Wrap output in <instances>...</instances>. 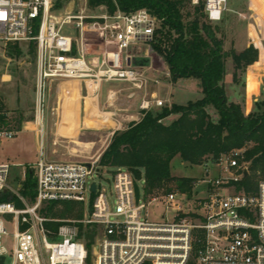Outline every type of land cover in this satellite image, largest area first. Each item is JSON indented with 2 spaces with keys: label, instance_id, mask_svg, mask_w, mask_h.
Instances as JSON below:
<instances>
[{
  "label": "built area",
  "instance_id": "obj_1",
  "mask_svg": "<svg viewBox=\"0 0 264 264\" xmlns=\"http://www.w3.org/2000/svg\"><path fill=\"white\" fill-rule=\"evenodd\" d=\"M58 1L0 0V44L7 48L26 42L36 47L32 123L41 147L54 83L79 84L85 97L92 99L99 97L103 84L124 83L132 91L129 100L145 92L139 103L142 113L168 104L158 93H148L150 85L160 86V79L148 75L152 68L138 64L142 56H150L161 20L146 9L131 13L90 9L88 0L78 12L62 14ZM199 2L192 0L193 5ZM227 12L228 0H205L210 22H220ZM124 90L108 91L106 111L119 102ZM15 135L2 131L0 140ZM243 158L242 151L222 156L215 163L222 171L195 181L192 198L173 188L146 200L142 191L138 196L134 176L125 168L112 173L109 189L98 162H51L42 152L34 164L33 204L9 185L12 165L0 164V195L10 193L12 198L0 202V258L3 264L8 260L9 264H264V180L255 193L236 190L249 174L240 164ZM201 185L204 197L196 191ZM55 202L85 203L88 215L82 220L43 216V205ZM152 204L164 208L161 221L144 214ZM168 213L174 215L168 218ZM51 224L59 226L53 229ZM8 225L14 226L13 233ZM88 234L95 235L93 244L86 239Z\"/></svg>",
  "mask_w": 264,
  "mask_h": 264
},
{
  "label": "trees",
  "instance_id": "obj_2",
  "mask_svg": "<svg viewBox=\"0 0 264 264\" xmlns=\"http://www.w3.org/2000/svg\"><path fill=\"white\" fill-rule=\"evenodd\" d=\"M67 0H59L57 8ZM229 3V0H228ZM90 9L105 7L110 13L117 9L131 13L146 9L161 20L152 49L169 69L173 83L180 79L196 78L202 82L203 96L185 105H165L142 113L139 121L116 131L98 161V167L113 173L118 168L130 171L135 179L138 196L141 191L147 200L164 191L177 188L192 198L194 182L189 177H174L171 164L176 157L191 167L208 166L233 151H242L249 174L237 184V191L255 193L257 171H264V91L246 113V98L230 100L225 78L227 63L234 65L233 83L245 87L244 77L250 66L259 70L260 47L250 45L243 51L225 49V15L218 23L208 20L205 0L193 5L192 0H88ZM7 56L19 60L24 56L19 44L7 46ZM36 52L31 43L28 54ZM177 115L171 123L164 121ZM26 121L22 114L9 117L0 98V132L22 131ZM19 192L31 201L36 197L34 171L28 169ZM174 183V187H169ZM141 184V185H140ZM10 193L0 195V202L11 201ZM53 229L58 224L49 225ZM88 248L91 249L88 244Z\"/></svg>",
  "mask_w": 264,
  "mask_h": 264
},
{
  "label": "rangeland",
  "instance_id": "obj_3",
  "mask_svg": "<svg viewBox=\"0 0 264 264\" xmlns=\"http://www.w3.org/2000/svg\"><path fill=\"white\" fill-rule=\"evenodd\" d=\"M85 0H67L63 4L62 14L66 11L78 12L84 6ZM228 8L230 12L225 15L226 23L224 25L226 30L225 35V49L230 51L234 48L238 53L243 51L246 47L255 44L260 47L259 53H262L261 64L262 68L256 71L264 70V0H229ZM254 41V42H253ZM20 49L24 52V56L15 60L7 56V48L0 44V98L3 103V109L9 115V117H17L22 114L26 121L22 125L32 122L36 113V66L35 62L31 60L28 49V43H20ZM149 57L140 58L138 64L140 67L146 66L150 69L148 75L151 78H159L160 86L158 91L160 97L170 99V103L178 102L179 104H186L190 101H196L203 96L202 82L196 78L180 79L176 83H173L170 77V73L166 64L159 58L152 49H150ZM260 59V55H259ZM234 65L232 60L229 59L227 63V76L225 78V85L227 94L230 100H240L243 95H246V90L251 95L257 93L259 85H264V78L257 80L256 74L253 70H250L249 74L246 73L244 77L245 87L241 85H235L233 83ZM60 83H54L51 87V95L48 104L47 113V133L49 135L50 145L43 142L41 147L40 140L36 138L33 132L23 131L17 132L12 139L2 138L0 143V163L10 162L15 165L21 164L22 167H14L10 173L9 185L14 190H19L20 181L24 177V171L28 169L34 170V165L43 152L45 156H48L47 160L51 162H82L86 161L70 156L71 146H74L71 140H65L63 138H57V126L59 117L53 114V109L58 107L60 96L62 95V105L66 101L67 95H64ZM77 90V85L74 86ZM115 88L114 84H103L100 92L101 102L106 99L108 91ZM264 89L261 90V92ZM66 96V97H65ZM83 96H86L84 90ZM261 96L258 98V100ZM257 100V101H258ZM174 101V102H173ZM89 104V103H88ZM169 105V103L167 104ZM253 105L246 107V113H250L253 109ZM156 110V109H155ZM142 118V115H139ZM61 119V118H60ZM177 119V115H173L167 118L164 122L171 123ZM14 132H16L14 130ZM96 132V131H95ZM100 133L108 134L107 130ZM55 141V144H54ZM71 142V143H70ZM55 151V152H54ZM242 159L240 160V164ZM30 164V165H28ZM245 166V164H242ZM172 175L174 177H189L193 181H201L208 178H214L219 175V171H222L215 163L208 166H196L191 167L189 164L184 163L180 157H176L171 164ZM106 175L104 185L107 188L113 187L112 173L106 169H102ZM256 184L264 180V171H257L254 175ZM141 185V184H140ZM174 187V183L169 187ZM200 197L205 196L204 186L201 185L197 190ZM161 191L160 193H163ZM29 204H33V201L28 199ZM18 208H23L22 204L17 203ZM89 212V206L81 202H55L47 204L45 203L42 208V215L47 218L58 220H82ZM165 212L164 208L157 204L148 206V209L144 214L149 215L150 220L161 221V216ZM174 214L168 213L167 217L170 218ZM7 230L13 233L14 226L8 225ZM91 247V244H90ZM10 260L7 261V264Z\"/></svg>",
  "mask_w": 264,
  "mask_h": 264
},
{
  "label": "crops",
  "instance_id": "obj_4",
  "mask_svg": "<svg viewBox=\"0 0 264 264\" xmlns=\"http://www.w3.org/2000/svg\"><path fill=\"white\" fill-rule=\"evenodd\" d=\"M255 64L248 68L247 74H249L250 70H253V73L256 74L257 80L259 82L261 78H264V70L256 71L255 69H253ZM76 85L77 90L74 88V86ZM114 85L115 88L112 89L123 88L125 90L124 93L121 94L119 102H117V104H115V106H113L112 108L109 107V109L107 110L108 112L105 108L107 107L106 99L102 103L100 96L96 99L86 98L85 96H83V91L81 90L79 84L66 83L62 85L63 87L61 90H64V95H67L66 101L68 100L69 102H67V105L66 102L62 105L63 98L61 95L59 105L58 107H55L53 109V114H56L57 112L59 117V122L56 124L57 138L71 140V142L75 144L74 146H71L72 149L70 150V153H68L70 154V156L80 158L87 163H92L94 161L98 162L103 152L109 146L114 133L120 129H125L130 123L139 121L141 119L139 115H142V112L139 109V103L144 97L145 92H137L135 98L133 100H129L128 95L132 92L129 87L124 83H115ZM262 89H264V85H259L258 92L251 95L246 90V107H248L249 104L253 105V102H256L258 100V98L261 96ZM158 90L159 89L157 86L150 85L148 88V93L151 94L156 92L160 94ZM165 99L167 103H169V105H172L170 103V99ZM174 103L179 104L178 102ZM154 109L158 108L155 107ZM112 112H115L117 114L115 118L109 116L108 113L111 114ZM96 124H99L100 126H97ZM106 130L108 132L107 135L104 133H100ZM23 131L33 132L37 140L39 139L36 133V128L32 122H28L27 124H25V127H23V130L21 132ZM45 140L49 146L51 139L49 138L48 133ZM46 157L48 158V156ZM3 163L11 164V171L16 166L22 167L23 169L25 168L21 164L15 165L14 163L10 162H1L0 164Z\"/></svg>",
  "mask_w": 264,
  "mask_h": 264
},
{
  "label": "water",
  "instance_id": "obj_5",
  "mask_svg": "<svg viewBox=\"0 0 264 264\" xmlns=\"http://www.w3.org/2000/svg\"><path fill=\"white\" fill-rule=\"evenodd\" d=\"M34 60V57H32V61ZM245 176H247V172L245 173ZM92 191L95 192V185L92 186ZM94 234H88L86 235V239L90 241L91 244L94 243ZM4 258H0V264H3Z\"/></svg>",
  "mask_w": 264,
  "mask_h": 264
},
{
  "label": "bare ground",
  "instance_id": "obj_6",
  "mask_svg": "<svg viewBox=\"0 0 264 264\" xmlns=\"http://www.w3.org/2000/svg\"><path fill=\"white\" fill-rule=\"evenodd\" d=\"M74 103H75V102H74ZM74 103H73V104H74ZM96 125H97V124H96ZM98 125H99V124H98ZM98 125H97V126H98ZM99 126H100V125H99Z\"/></svg>",
  "mask_w": 264,
  "mask_h": 264
}]
</instances>
